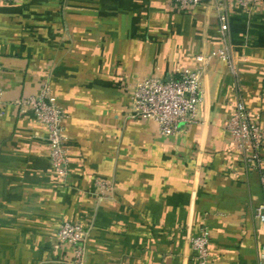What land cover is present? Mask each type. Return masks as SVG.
<instances>
[{"label":"crops","instance_id":"0c3cea01","mask_svg":"<svg viewBox=\"0 0 264 264\" xmlns=\"http://www.w3.org/2000/svg\"><path fill=\"white\" fill-rule=\"evenodd\" d=\"M214 5L171 0L0 2V264H64V221L90 228L85 264H260L261 169L226 130L243 99L264 126V8L229 13L239 76L215 59L201 76L199 122L173 136L133 119L131 87L196 71L222 46ZM49 83L67 114L70 172L53 169L48 131L18 105ZM112 190L100 194L97 180Z\"/></svg>","mask_w":264,"mask_h":264},{"label":"built area","instance_id":"2783aa9c","mask_svg":"<svg viewBox=\"0 0 264 264\" xmlns=\"http://www.w3.org/2000/svg\"><path fill=\"white\" fill-rule=\"evenodd\" d=\"M18 0H0L3 3H15ZM180 10L192 11L210 2L214 5L219 19V32L222 35V46L208 55L196 57L199 65L196 71H184L171 80L157 77L139 79L130 90L132 98L133 119L153 122L161 135L173 136L187 131L199 122V112L204 99L201 76L208 63L218 59L227 65L230 73L239 76L233 47L229 39V13L235 7L247 13L264 8V0H171ZM3 101V90L0 87V105ZM18 105L23 112H32L38 123L48 131V145L51 164L55 172L66 179L70 172L68 137L65 127L67 114L54 96L49 83L45 82L38 93ZM226 130L249 168L261 169L264 166V126L254 117L242 98L237 102L234 112L226 123ZM264 189V174L262 175ZM100 194L111 191L112 186L102 179L97 180ZM255 217L264 224V201L255 208ZM90 228L80 224L64 221L57 231L61 245L69 251L64 264H85ZM191 247L201 264H208L210 235L206 229L191 237ZM259 262L264 264V244L259 253Z\"/></svg>","mask_w":264,"mask_h":264}]
</instances>
